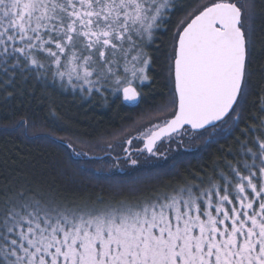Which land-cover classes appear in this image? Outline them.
<instances>
[{
    "label": "snow or ice",
    "instance_id": "6c2138e0",
    "mask_svg": "<svg viewBox=\"0 0 264 264\" xmlns=\"http://www.w3.org/2000/svg\"><path fill=\"white\" fill-rule=\"evenodd\" d=\"M170 7V0H0V72L5 83L17 68L51 72L89 95L110 87L134 102L149 80L145 44ZM255 7V0H210L180 22L169 68L175 110L142 133L137 151L163 155L165 138L170 146L185 125L215 132L218 122L241 119ZM258 100L264 128V89ZM240 143L251 163H229L231 178L221 173L224 182L207 188L186 186L115 207L100 200L98 207L71 208L23 191L6 195L0 264H264V134L253 137L255 150L247 139Z\"/></svg>",
    "mask_w": 264,
    "mask_h": 264
},
{
    "label": "trees",
    "instance_id": "16d2710c",
    "mask_svg": "<svg viewBox=\"0 0 264 264\" xmlns=\"http://www.w3.org/2000/svg\"><path fill=\"white\" fill-rule=\"evenodd\" d=\"M209 2H171L152 42L145 45L151 58L149 80L139 87L136 105H127L110 87L91 95L65 89L51 72L38 76L35 70L17 68L10 70L15 72L12 83H5L8 77L0 72V200L23 191L71 208L98 207L100 200L115 207L121 201L135 204L173 195L186 186L223 183L221 173L232 175L229 163L233 167L238 160L251 163L240 142L247 139V146L255 150L253 137L264 134L258 112V95L264 89V0H255L249 94L238 109L241 119L219 123L215 132L192 131L193 152L140 166L135 172L110 171L111 161L129 145L126 141L155 121L172 118L174 85L169 68L176 32L181 21L192 18L193 9ZM234 2L247 5L253 0ZM249 127L253 131L245 137Z\"/></svg>",
    "mask_w": 264,
    "mask_h": 264
},
{
    "label": "rangeland",
    "instance_id": "374dc122",
    "mask_svg": "<svg viewBox=\"0 0 264 264\" xmlns=\"http://www.w3.org/2000/svg\"><path fill=\"white\" fill-rule=\"evenodd\" d=\"M172 1L173 0H170V2H172ZM158 28H156L154 30V34L158 30ZM122 70L123 69L121 68V71ZM59 81H60L59 83L65 89H69V90H73V91H80L79 88L73 89L70 85H68L66 79L64 81H61L59 79ZM146 82L147 81H145L143 84H145ZM142 85H140V86H142ZM117 94H119L123 99V96L121 93H117ZM165 121H166V119H159V120L155 121V124L144 127L142 132L139 135H137L131 139L132 144L127 145V147H126L127 151L124 150L122 152V154L120 155V157H117L111 161L110 171L114 174L115 173L124 174V173H127L129 171L135 172V171H137L136 169L139 168L140 166H145V165L148 166L151 164H158V163L164 162V161H166V160L172 158L173 156H175L179 153H182V152H193V150L196 147L193 140H195L196 136L193 133H191L192 130L189 128L181 129L179 133L174 134L173 135V142L170 144V146L168 145V139L165 138V140L163 142L165 147L161 149V151L163 152V155L153 156V155L148 154L146 151H144V152L137 151V149L143 148L142 133H145L148 130L153 129L154 126H158V125L163 124ZM181 139L183 140V143H180ZM191 140H192V143H191ZM165 148L167 150H165ZM133 159H135L137 161L136 164H132L131 161Z\"/></svg>",
    "mask_w": 264,
    "mask_h": 264
},
{
    "label": "water",
    "instance_id": "95a60500",
    "mask_svg": "<svg viewBox=\"0 0 264 264\" xmlns=\"http://www.w3.org/2000/svg\"><path fill=\"white\" fill-rule=\"evenodd\" d=\"M139 99H140V96L138 97V99L136 100V101H134V102H128V101H124L127 105H136L138 102H139ZM220 122H218V124H219ZM184 128H189V129H191V127L189 126V125H185L184 126ZM209 128H211V127H209ZM208 128V129H209ZM192 130V129H191ZM192 131H195V132H200V131H203V129H201V130H192Z\"/></svg>",
    "mask_w": 264,
    "mask_h": 264
}]
</instances>
